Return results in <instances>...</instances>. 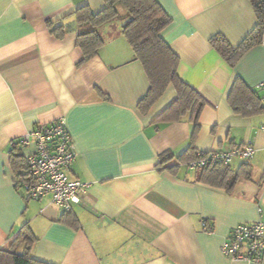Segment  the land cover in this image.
<instances>
[{"label":"crops","instance_id":"0c3cea01","mask_svg":"<svg viewBox=\"0 0 264 264\" xmlns=\"http://www.w3.org/2000/svg\"><path fill=\"white\" fill-rule=\"evenodd\" d=\"M158 2L171 17L162 36L179 57L178 75L206 100L197 126L188 113L171 119L178 97L172 83L140 107L151 82L122 33L124 20L102 25L104 44L85 58L77 40L89 26L75 11H100L104 0H0V249L11 250L28 225L36 237L31 254L51 264H264V257L232 260L221 250L234 225L264 221V107L237 111L229 101L242 80L264 106V34L234 64L211 43L220 34L240 45L258 22L254 4ZM49 21L65 34L54 35ZM60 118L76 152L69 176L87 184L71 210L51 194L30 198L12 163L14 149L19 165L36 149L34 140L20 142L24 135ZM247 143L256 151L230 162L241 172L231 191L199 180L178 160L190 148L206 153ZM165 151L174 158L162 166Z\"/></svg>","mask_w":264,"mask_h":264},{"label":"trees","instance_id":"16d2710c","mask_svg":"<svg viewBox=\"0 0 264 264\" xmlns=\"http://www.w3.org/2000/svg\"><path fill=\"white\" fill-rule=\"evenodd\" d=\"M104 2L105 7L97 12L88 5H84L75 11L76 20L89 26V29L78 34L77 40L85 58L89 59L97 55L100 47L104 44L106 39L100 31L102 25L117 19L124 20L122 33L130 42L135 58L143 63L151 82L148 94L140 101V107L142 109L147 108L172 83L177 90L178 97L168 108V110H172L171 119L179 120L188 113L190 120L197 126L206 100L178 75L179 57L162 36L163 29L171 21L169 14L158 0H104ZM252 2L258 22L240 45L233 46L220 34L211 38L212 45L230 64H234L247 48L260 43L263 39L264 0H252ZM120 7L125 11L123 14L120 12ZM48 24L51 32L57 37H62L65 34L66 29L63 25L55 26L51 21ZM261 100L262 98L258 96L256 90L250 89L242 80L237 81L229 96L230 104L237 111L252 112L256 109H262L264 106L261 104ZM163 116L170 117L166 112ZM197 153L198 151L190 148L180 154L178 160L189 162L197 156ZM173 158L172 152L165 151L160 156V164L164 166ZM21 161V155L14 149L12 163L17 170L19 183L27 179V163L25 161L20 166ZM17 167L19 168L17 169ZM195 171L199 172V180L213 186L224 187L228 191L232 190L241 174L238 170H232L229 165L221 164L203 167ZM35 241L36 237L30 227L24 225L13 240L12 249H0V264H51L38 260L31 254V248ZM20 246H24L22 251H18Z\"/></svg>","mask_w":264,"mask_h":264},{"label":"built area","instance_id":"2783aa9c","mask_svg":"<svg viewBox=\"0 0 264 264\" xmlns=\"http://www.w3.org/2000/svg\"><path fill=\"white\" fill-rule=\"evenodd\" d=\"M31 140L35 141L36 149L26 157L27 179L21 183L22 187L30 198L51 194L55 203L71 210L81 201L87 184L69 176L76 152L65 119L38 124L20 142L26 145ZM255 151L251 143L229 150L199 151L187 165L193 170L217 164L229 165L235 157L251 159ZM201 224L205 231H210L208 220L204 219ZM221 250L232 260L261 263L264 257V221L259 219L234 225L222 242Z\"/></svg>","mask_w":264,"mask_h":264},{"label":"rangeland","instance_id":"374dc122","mask_svg":"<svg viewBox=\"0 0 264 264\" xmlns=\"http://www.w3.org/2000/svg\"><path fill=\"white\" fill-rule=\"evenodd\" d=\"M120 12L123 14L125 11H124V9H123V8H121V7H120ZM121 22H122V20H119V21H118V25H120V24H121Z\"/></svg>","mask_w":264,"mask_h":264}]
</instances>
